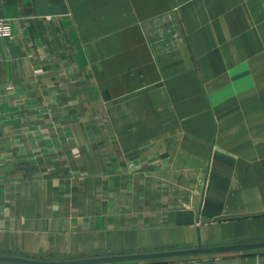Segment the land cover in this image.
<instances>
[{
	"label": "crops",
	"instance_id": "crops-1",
	"mask_svg": "<svg viewBox=\"0 0 264 264\" xmlns=\"http://www.w3.org/2000/svg\"><path fill=\"white\" fill-rule=\"evenodd\" d=\"M0 22V252L264 239V0H0Z\"/></svg>",
	"mask_w": 264,
	"mask_h": 264
},
{
	"label": "water",
	"instance_id": "water-1",
	"mask_svg": "<svg viewBox=\"0 0 264 264\" xmlns=\"http://www.w3.org/2000/svg\"><path fill=\"white\" fill-rule=\"evenodd\" d=\"M264 250L263 240L240 241L227 244L202 245L192 248L166 249L154 251H132L108 253L91 256H74L65 258H41L21 256L0 252L3 264H121L129 262L151 261L175 257L219 255L236 252Z\"/></svg>",
	"mask_w": 264,
	"mask_h": 264
},
{
	"label": "built area",
	"instance_id": "built-area-1",
	"mask_svg": "<svg viewBox=\"0 0 264 264\" xmlns=\"http://www.w3.org/2000/svg\"><path fill=\"white\" fill-rule=\"evenodd\" d=\"M8 33H9V28L3 22H0V35L8 34Z\"/></svg>",
	"mask_w": 264,
	"mask_h": 264
}]
</instances>
